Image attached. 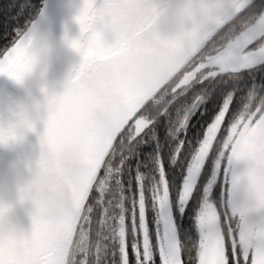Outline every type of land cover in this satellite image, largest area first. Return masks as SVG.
<instances>
[{
	"label": "water",
	"instance_id": "1",
	"mask_svg": "<svg viewBox=\"0 0 264 264\" xmlns=\"http://www.w3.org/2000/svg\"><path fill=\"white\" fill-rule=\"evenodd\" d=\"M225 3L137 0L133 8L105 18L96 0H88L84 24L78 25L73 17L83 7L81 0H42L25 29L35 26L27 44L8 63L14 71L27 70L23 85L0 76V129L18 123L22 116L18 100L27 101L30 118L21 141L0 146V202L11 205L7 221L18 232H29L32 214H39L48 228L45 238L52 250L47 253L50 258L66 250L76 235L87 188L112 146L110 133L120 107L135 104L154 86L177 76L214 34L216 29L210 25L219 27L223 22L220 16ZM181 4L194 5L198 14L190 21L176 14ZM118 5L119 0H112L113 8ZM122 33L139 39L145 54L129 60L116 77L108 78L102 96L89 87L76 97L86 75L83 54L92 41L115 43ZM153 33L158 39L148 38ZM65 35L76 39L78 49L70 46ZM107 58L92 55L89 60L95 63ZM219 63L226 65L223 71L235 72L243 66V58L230 50ZM263 63L264 59L258 65ZM252 140L250 136L246 141L242 156ZM21 196L23 203L18 201Z\"/></svg>",
	"mask_w": 264,
	"mask_h": 264
},
{
	"label": "snow or ice",
	"instance_id": "2",
	"mask_svg": "<svg viewBox=\"0 0 264 264\" xmlns=\"http://www.w3.org/2000/svg\"><path fill=\"white\" fill-rule=\"evenodd\" d=\"M81 2L83 7L73 17L78 25L84 24L89 8L88 0ZM187 2L195 4L197 0H187ZM136 3L137 0H119L118 8H113L112 0H96V7L107 18L110 14L116 15L118 10L133 8ZM28 8L29 0H23V3L16 0L14 12H18V18L23 19ZM241 13L244 15L241 16ZM220 19L223 22L219 27L215 24L210 25L216 29L214 34L184 67L183 71L190 73L197 63L202 64L194 76L190 74L181 80L183 75L181 72L154 86L135 104L120 107L110 133L112 146L95 170V178L91 181L83 199L79 222L76 224L77 232L84 236L79 246H77V236L73 234L72 243L67 245L66 250L55 253L53 258H50L47 253L52 250L47 246L45 238L48 228L41 222L39 214H32L29 232H18L7 221L11 205L0 202V264H99L103 240L118 236L123 244L125 209L122 203L123 197L116 195L119 180L115 175L120 163L113 165V161L120 156L117 145L122 140L128 142L135 140L146 127L162 116L172 117L175 114L174 119H171L173 128L176 131L184 129L189 116L207 95L210 84L218 78L236 75L240 70L257 67L260 60L264 59V0H255V2L226 0ZM34 27L33 25L32 29ZM97 27H100L99 20ZM0 29L7 30L3 23H0ZM32 29L13 27L11 29L15 33L13 41L9 46L0 49V76H6L19 85H23L27 70L14 71L8 63L13 55L27 44ZM64 38L74 50L78 49L75 38L70 39L67 35ZM148 38L156 40L158 36L153 33ZM225 48H230L232 55L238 59L243 58V66L237 67L235 72L218 71L216 70L218 65L205 63L206 58L223 54ZM144 54V44L128 33H122L115 43L109 41L101 45L99 41L93 40L88 51L83 54L86 75L83 87L76 89L75 96H83L84 91L89 87H94L102 96L103 85L107 79L116 77L129 60ZM92 55L108 58L91 63L89 57ZM112 83L115 84L117 81L113 80ZM196 86H199V91L196 90ZM252 91L261 94L259 89L253 88ZM233 95L234 92L228 93L218 114L204 129L203 137L191 156L187 175L177 195L180 211L183 212L194 191L198 173L206 160L211 159L212 174L203 189L201 207L195 217L198 240L193 246H188L178 237H174L175 249H173L169 245L173 237L158 233V244L153 247L161 252L160 264H207L208 253L213 249L217 264H264V222L256 224L250 219L255 213L264 214V162L257 165L250 176H239L233 167L232 158L228 155V148L231 145L228 148L223 147L228 126L237 113V110L229 104ZM189 100L191 103H188ZM242 106L243 103L240 108ZM260 109L264 111V104L260 105ZM259 115L260 112H256V116ZM217 124L219 130L216 132V137L211 141V146L206 148L208 134ZM22 139L11 130V126L7 135L3 129H0V146L18 143ZM181 147L182 142L177 145L173 160L176 159ZM217 181L221 195L218 200L213 201L210 199V189ZM168 200L169 189L161 168L159 187L154 188L152 193L153 207L157 210L163 208ZM18 201L23 203V197L21 196ZM138 206L139 228L144 230L143 251L139 256V264H155L149 257L150 242L144 224L145 204L142 193L139 196ZM209 211L215 212L214 220L209 218ZM121 251L123 252V248Z\"/></svg>",
	"mask_w": 264,
	"mask_h": 264
},
{
	"label": "trees",
	"instance_id": "3",
	"mask_svg": "<svg viewBox=\"0 0 264 264\" xmlns=\"http://www.w3.org/2000/svg\"><path fill=\"white\" fill-rule=\"evenodd\" d=\"M40 1L29 0L28 10L24 13L23 19H19V13L14 12L16 0H0V23H3L7 28L6 31L0 29V49L9 46L13 41L15 37V33L11 31L13 27L25 30L36 16ZM20 2L23 3V0ZM242 15L244 14L242 13ZM9 22L11 23L9 24ZM223 70L225 69L220 71ZM253 88L259 89L261 94L258 95L252 91ZM196 90L199 91V86H196ZM229 92H234L229 103L230 107L237 110L234 118L243 107L240 108V105L242 103L244 105L249 96L256 100L262 99L264 102V63L257 67L239 71L236 75L218 78L210 84L207 95L189 116L184 129L176 131L173 128L171 119H174L175 114L172 117L162 116L155 123L146 127L135 140L131 142L122 140L117 145L120 156L113 161L114 166L116 163H120V168L115 173L119 180L116 195L123 197L125 226L128 234L130 233L129 220L138 211L137 197L141 190L144 196L147 231L151 244L154 243L155 208L151 200L150 190L158 181L157 169L160 167L169 189L168 208L173 220L175 237H178L188 246L195 244L197 233L194 226V216L201 204L203 188L211 174V159H207L202 166L196 178L194 191L181 213L178 211L177 195L185 176L186 167L203 137L204 129L217 114ZM246 93L248 94L245 95ZM188 103H191V100ZM181 142V150L176 159L173 160V153ZM220 195L219 181H217L216 185L212 187L210 199L216 201ZM131 244L132 241L128 240V264H135ZM116 246V242H111L109 238L103 240L99 264H119Z\"/></svg>",
	"mask_w": 264,
	"mask_h": 264
},
{
	"label": "rangeland",
	"instance_id": "4",
	"mask_svg": "<svg viewBox=\"0 0 264 264\" xmlns=\"http://www.w3.org/2000/svg\"><path fill=\"white\" fill-rule=\"evenodd\" d=\"M40 6H41V1H40ZM229 51H230V48H225L223 54H215L211 58H206L205 63H207L209 65H218L219 67L216 70L220 71V70H222V67L216 63L220 58H222ZM201 67H202V64L197 63L196 67L192 68L190 73L187 71L183 72V75H181V80H183L184 77L187 76L188 74H191L194 76V74L197 71H199V69ZM227 97L228 96H226L225 99ZM225 99L223 100L221 107L224 104ZM230 100H229V103H230ZM261 104H264L262 99L256 100V99L252 98V96H249L247 98L246 102L244 103L241 111L234 118L233 122L228 126V131H227V134H226V137L224 140L223 147L228 148V146L231 145V147L228 148V155H229V157L232 158L233 167H234L236 173H238V166L242 165L240 173L238 174L239 176H249L250 171L252 174V172L256 169L257 165L264 162V111H261V109H260ZM218 112H217V114H218ZM256 112H260L259 117L256 116ZM218 130H219V124H217L210 131V133L208 134V137H207L208 143L206 145V148L211 146V141L214 140V138L216 136V132ZM251 134H254L251 147L255 151V162H254L253 168L248 166L247 170L245 172H242L244 161H240V155H241V152L243 150V147H244L247 139L249 138V136ZM206 148H205V151H206ZM189 162H190V160H189ZM187 167H188V165H187ZM187 167L185 170V176L183 178L182 183L184 182L185 177L187 175ZM160 169H161L160 167H158V169H157V172H158L157 180L158 181L153 186V189L150 190L151 191V200H152V193L154 191V188L159 187ZM212 170H213V162H212L211 174H212ZM211 174H210V176H211ZM198 175H199V173H198ZM198 175H197V177H198ZM208 181H209V179H208ZM208 181H207V183H208ZM211 190H212V188L210 189V193H211ZM140 194H141V190L138 193V197H137V209H138V211L136 214H133V216L129 220V224H130V233L129 234L126 231V226H125V236H124L123 244H121L118 236L109 237L111 242L112 241L116 242V245H117L116 248H117V252L119 254V259H118L119 264H128V255H129L128 240L132 241L131 252L133 254L135 264H139V256H140V253L143 251L144 230H141L139 228L140 218H139L138 203H139ZM177 203H178V201H177ZM177 205H178V211L181 213L180 206H179V204H177ZM200 207H201V204L198 207V209ZM198 209H197V211H198ZM197 211H196L195 216H194V226H195L196 233H197V227H196L195 217L197 215ZM144 216H145V212H144ZM208 216L210 219L214 220L215 219V212L209 211ZM250 219L254 223L260 224V223L264 222V214L255 213L250 217ZM241 222L242 223L244 222L243 217L241 218ZM144 224H145V229H146V232L148 235L146 216H145ZM84 231L86 232V230H84ZM158 233L165 235L167 237H173L169 241V245H170V247L175 249L174 248L175 232H174V227H173V220H172V217L170 215V210L168 208V202L163 208H160L158 210L155 209V231H154V240H153L154 243L153 244H151L150 238H149V242H150L149 243V257L152 261L155 262V264H160V260H161V252L157 251L153 247L154 245L158 244ZM76 236H77V246H79L81 241L84 239V236L82 233L77 232V231H76ZM148 237H149V235H148ZM197 240H198V233H197ZM166 244H167V240L165 241V245ZM122 248H123V252L121 251ZM155 257L157 260L154 259ZM207 264H217L216 254H215L214 249L209 251V253H208Z\"/></svg>",
	"mask_w": 264,
	"mask_h": 264
},
{
	"label": "clouds",
	"instance_id": "5",
	"mask_svg": "<svg viewBox=\"0 0 264 264\" xmlns=\"http://www.w3.org/2000/svg\"><path fill=\"white\" fill-rule=\"evenodd\" d=\"M176 14L183 16L187 20H192L193 17H195L198 14L197 8L192 6H185L183 4L178 5L176 8ZM17 107L20 109L22 116L19 119L18 123L16 125L11 126V130L15 132V134L21 136L24 138L26 131L29 127V113L27 108V101L25 99L16 101ZM5 135L8 134L10 131V127H6L3 129ZM13 183L15 185L16 190L18 189L17 182L15 178H13Z\"/></svg>",
	"mask_w": 264,
	"mask_h": 264
},
{
	"label": "flooded vegetation",
	"instance_id": "6",
	"mask_svg": "<svg viewBox=\"0 0 264 264\" xmlns=\"http://www.w3.org/2000/svg\"><path fill=\"white\" fill-rule=\"evenodd\" d=\"M226 55V54H225ZM224 55V56H225ZM223 56V57H224ZM222 57V58H223ZM222 58H220L218 61H217V63L216 64H219L221 67H222V69H225L226 68V65L225 64H222V63H219L220 62V60L222 59ZM181 72H185V71H181ZM190 75V74H189ZM188 76V75H187ZM250 136H252V137H254V134H251ZM249 136V137H250ZM253 141V140H252ZM251 146H252V143H251ZM249 147V149H248V151L244 154V156H242V152H241V155H240V161H244V165H243V170H242V172H245L246 170H247V168H248V166H250L251 168H252V166L254 165V162H255V151H254V149H252V147ZM241 168H242V165H239L238 166V173L237 174H239L240 173V170H241Z\"/></svg>",
	"mask_w": 264,
	"mask_h": 264
}]
</instances>
